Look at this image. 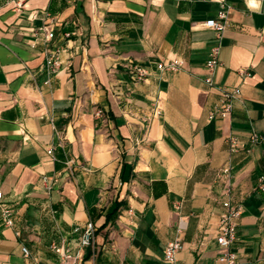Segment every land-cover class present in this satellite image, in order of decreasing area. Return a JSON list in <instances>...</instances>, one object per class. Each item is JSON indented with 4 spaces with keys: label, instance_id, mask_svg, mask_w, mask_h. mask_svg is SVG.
I'll use <instances>...</instances> for the list:
<instances>
[{
    "label": "crops",
    "instance_id": "obj_1",
    "mask_svg": "<svg viewBox=\"0 0 264 264\" xmlns=\"http://www.w3.org/2000/svg\"><path fill=\"white\" fill-rule=\"evenodd\" d=\"M16 1L0 0V264H162L179 220L178 264H221L225 168L236 264H264V0ZM222 10L218 37L205 23ZM219 87L241 95L210 119Z\"/></svg>",
    "mask_w": 264,
    "mask_h": 264
},
{
    "label": "built area",
    "instance_id": "obj_2",
    "mask_svg": "<svg viewBox=\"0 0 264 264\" xmlns=\"http://www.w3.org/2000/svg\"><path fill=\"white\" fill-rule=\"evenodd\" d=\"M16 8L22 9L24 7V4L22 1L18 0L15 2ZM227 18V13L222 10L220 11L218 15V19H210L205 23V27L211 30H214L218 37L222 35V33L226 29V23L225 20ZM46 33V40L50 41L54 37V30L47 26L43 27L41 29ZM60 51L56 50L51 52L48 55V58L46 60V67L51 72H56L58 66L60 65ZM220 53V47H214L211 52V58L207 62L206 67L209 71H213L216 67H218L219 61L218 56ZM182 67V63L180 61H170L169 63H160L158 65V69L160 71L164 70H170V71H179ZM128 69L130 71V75L132 80L135 83H139L142 81H145L148 76L149 72L147 69L140 67L138 65H131L128 66ZM245 76H248L246 72H242ZM206 85H208L211 88H215V83L212 79V77H208L205 80ZM221 94V105L217 107L210 115V119H214L217 115H229L232 112L233 109V103L234 101L238 100L241 95L240 89H229L225 87H219L217 88ZM97 116H102V112L99 111ZM264 140V135H259L257 133H254L251 136V141L253 144H259ZM231 151H234L236 149V141L231 140ZM49 155H53V149L48 151ZM222 176L226 179V184L224 187V195L226 196V200L223 202L224 212L220 216L219 219V225H218V232L216 237V242L219 247V258L218 261L221 264H236L237 263V255L233 252L232 247L236 240V230L239 225V220L242 216L241 209L239 207H236L232 204L231 201V193H232V184H231V171L229 168H225L222 171ZM45 182H47V179H44ZM50 189V188H49ZM3 198V194L0 193V201ZM2 215L4 218V222L7 227H13L14 226V220L12 216V212L10 209H3ZM178 238L169 243L164 251V257L162 264H178V254L183 249V242L180 237L184 233L183 227L181 224V220H179L178 223ZM95 233V227L93 223H89L87 225L86 231L83 235L81 244L84 247H88L92 244L93 238ZM24 252L26 255H28L27 249H24ZM57 252H60L57 250ZM66 260L71 259V256L68 254L63 255Z\"/></svg>",
    "mask_w": 264,
    "mask_h": 264
},
{
    "label": "trees",
    "instance_id": "obj_3",
    "mask_svg": "<svg viewBox=\"0 0 264 264\" xmlns=\"http://www.w3.org/2000/svg\"><path fill=\"white\" fill-rule=\"evenodd\" d=\"M115 212H116V211H114V213H113V214H115ZM108 219H110V218H109V216H108Z\"/></svg>",
    "mask_w": 264,
    "mask_h": 264
}]
</instances>
